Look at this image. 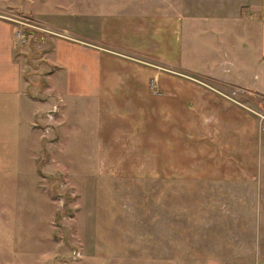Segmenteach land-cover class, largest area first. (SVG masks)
I'll list each match as a JSON object with an SVG mask.
<instances>
[{
  "label": "rangeland",
  "instance_id": "obj_1",
  "mask_svg": "<svg viewBox=\"0 0 264 264\" xmlns=\"http://www.w3.org/2000/svg\"><path fill=\"white\" fill-rule=\"evenodd\" d=\"M138 1L148 3L151 12L176 9L187 18L201 13L197 0ZM221 1L210 2L211 13H217ZM2 4L0 18L21 29L23 91L37 104L23 110L20 148L6 156L7 166L0 164V264H264V119L259 118L261 160L251 180H164L156 169L102 171L95 143L97 114L86 95H79L77 105L66 98L64 106L60 91L41 90L44 73L35 70L56 72L55 65L47 69L46 48L40 45L50 36L96 34L91 16L104 3ZM233 39L210 38L193 49L198 40L187 38L185 56L190 63V51L249 57L258 50L244 38ZM47 101L51 104L44 109ZM262 104L256 109L264 113ZM32 108H38L36 117L32 110L30 115Z\"/></svg>",
  "mask_w": 264,
  "mask_h": 264
},
{
  "label": "crops",
  "instance_id": "obj_2",
  "mask_svg": "<svg viewBox=\"0 0 264 264\" xmlns=\"http://www.w3.org/2000/svg\"><path fill=\"white\" fill-rule=\"evenodd\" d=\"M97 1L104 3L101 9L95 6L91 16L97 33L70 39L50 36L51 41L40 45L46 48L47 69L48 64L55 65L56 72L35 71L44 73L41 90L60 91L63 105L66 98L77 105L79 95H86L97 114L98 168L156 169L164 180L255 178L263 141L262 123L253 110L264 103V0H220L217 13L210 12L214 0H197L196 11L201 13L189 18L176 9L151 12L148 3L138 0ZM18 26L0 18L4 166L6 156L20 148L23 110L37 104L23 91ZM187 38L198 40L193 49L210 38L212 42L244 38L258 50L249 57L190 51L194 61L189 63ZM37 109H29L30 115L32 110L36 117Z\"/></svg>",
  "mask_w": 264,
  "mask_h": 264
},
{
  "label": "built area",
  "instance_id": "obj_3",
  "mask_svg": "<svg viewBox=\"0 0 264 264\" xmlns=\"http://www.w3.org/2000/svg\"><path fill=\"white\" fill-rule=\"evenodd\" d=\"M253 112H255V113L259 116V118L264 119V113H261V112L258 111V110H253Z\"/></svg>",
  "mask_w": 264,
  "mask_h": 264
}]
</instances>
